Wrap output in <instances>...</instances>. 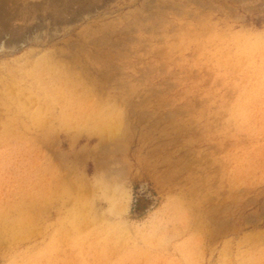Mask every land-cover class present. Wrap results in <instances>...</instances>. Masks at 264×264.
Segmentation results:
<instances>
[{"label": "rangeland", "instance_id": "rangeland-1", "mask_svg": "<svg viewBox=\"0 0 264 264\" xmlns=\"http://www.w3.org/2000/svg\"><path fill=\"white\" fill-rule=\"evenodd\" d=\"M0 264H264V0H0Z\"/></svg>", "mask_w": 264, "mask_h": 264}, {"label": "bare ground", "instance_id": "bare-ground-1", "mask_svg": "<svg viewBox=\"0 0 264 264\" xmlns=\"http://www.w3.org/2000/svg\"><path fill=\"white\" fill-rule=\"evenodd\" d=\"M185 181V180H184Z\"/></svg>", "mask_w": 264, "mask_h": 264}]
</instances>
